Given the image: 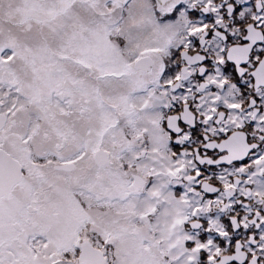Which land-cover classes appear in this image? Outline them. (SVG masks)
<instances>
[{"label": "snow or ice", "instance_id": "1", "mask_svg": "<svg viewBox=\"0 0 264 264\" xmlns=\"http://www.w3.org/2000/svg\"><path fill=\"white\" fill-rule=\"evenodd\" d=\"M0 264H264V0H0Z\"/></svg>", "mask_w": 264, "mask_h": 264}]
</instances>
